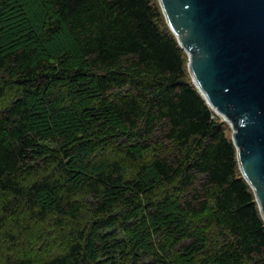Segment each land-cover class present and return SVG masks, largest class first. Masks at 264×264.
I'll list each match as a JSON object with an SVG mask.
<instances>
[{"label": "trees", "instance_id": "16d2710c", "mask_svg": "<svg viewBox=\"0 0 264 264\" xmlns=\"http://www.w3.org/2000/svg\"><path fill=\"white\" fill-rule=\"evenodd\" d=\"M228 126L157 0H0V264H264Z\"/></svg>", "mask_w": 264, "mask_h": 264}, {"label": "water", "instance_id": "95a60500", "mask_svg": "<svg viewBox=\"0 0 264 264\" xmlns=\"http://www.w3.org/2000/svg\"><path fill=\"white\" fill-rule=\"evenodd\" d=\"M192 83L232 131L264 220V0H158Z\"/></svg>", "mask_w": 264, "mask_h": 264}, {"label": "rangeland", "instance_id": "374dc122", "mask_svg": "<svg viewBox=\"0 0 264 264\" xmlns=\"http://www.w3.org/2000/svg\"><path fill=\"white\" fill-rule=\"evenodd\" d=\"M227 131H228V133H230L231 132V129H230V127L228 126V129H227Z\"/></svg>", "mask_w": 264, "mask_h": 264}]
</instances>
